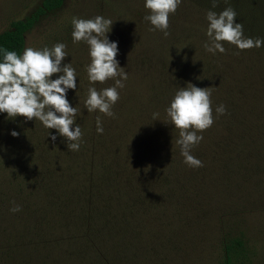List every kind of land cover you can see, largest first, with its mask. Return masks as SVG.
<instances>
[{
  "label": "rangeland",
  "instance_id": "rangeland-1",
  "mask_svg": "<svg viewBox=\"0 0 264 264\" xmlns=\"http://www.w3.org/2000/svg\"><path fill=\"white\" fill-rule=\"evenodd\" d=\"M42 2L0 0V32L10 29L14 20L33 14ZM143 4L144 0H65L61 8L42 16L26 33L25 47H51L56 42L67 45L69 56L65 62L71 61L78 74L76 92H68L69 101L79 110L76 123L83 129L82 108L89 119L85 127L97 133L96 118L99 116L104 128L103 134H99L100 141L111 143L112 154L126 164L130 207L135 215L138 216V210L143 214L141 219L134 214L130 219L133 223L138 221L144 233L140 234V241L139 236L131 238L136 246L132 264H220L225 235L236 233V48L226 45L222 78L215 80L212 88L213 115L216 116L215 107L219 104L225 105L227 111L216 116L213 126L202 134L204 139L192 149V154L204 166L190 168L183 162L180 146L176 144L179 131L166 124L165 109L175 93L172 88L177 84L174 75L167 74L165 65L156 62L143 47L142 37L136 39L131 36L134 34L125 31L136 29L138 24L141 33L144 15L137 19L138 23L131 17ZM138 9L141 11L142 7ZM96 15L114 22L109 39L118 41L117 59L128 74L125 87L120 89V100L113 107L115 118L85 109L87 89L92 86L85 70L90 62L88 46L73 44L71 37L73 16L90 18ZM113 84L114 81L109 80L94 86L99 90ZM153 113L159 114L156 120ZM12 129L20 133L19 137L10 135ZM48 133L38 120L25 122L22 117L9 120L6 114L0 113V264H9L7 245L10 250L11 241L20 242L15 234L7 237L8 229L15 224L9 211L13 207L10 171L18 170L24 156L34 159L36 169L46 168L57 173L75 171L70 157L80 158V150H68L60 137L55 143L51 142ZM168 165L173 168L171 178L169 172L164 171L167 168H159ZM166 177L170 184L163 181ZM55 203L58 207L51 218L57 226L42 233L46 238L62 235L61 238L68 239V226L76 231L80 224L77 221L74 226L68 225L63 200L55 196ZM138 203H141L140 208ZM155 205L159 207L156 209ZM152 209L157 215L150 211ZM77 211H80V201ZM36 238L34 233L27 237L29 240ZM26 251L25 256L31 264H50V261L75 264L73 258L67 259L66 252L55 246ZM78 253L80 256V245Z\"/></svg>",
  "mask_w": 264,
  "mask_h": 264
},
{
  "label": "trees",
  "instance_id": "trees-1",
  "mask_svg": "<svg viewBox=\"0 0 264 264\" xmlns=\"http://www.w3.org/2000/svg\"><path fill=\"white\" fill-rule=\"evenodd\" d=\"M64 2L43 0L33 14L14 20L10 29L0 32V49L22 53L26 33L42 16L61 8ZM227 6L237 12L236 22L243 24L245 36L264 37V0H220L215 9H211L210 0H183L170 17L167 37L160 31H149L151 25L145 20L141 35L138 24L136 29L125 31L136 39L142 37L143 47L156 62L165 65L167 74L174 75L177 84L170 86L172 89L176 91L189 83L212 89L215 80L222 78L226 52L213 55L203 48L208 40L206 13L209 9L219 12ZM139 7L132 12L134 23L148 14L144 4ZM226 45L230 44H225V48ZM83 110L80 108V117L85 120L80 158L70 157L75 171L36 169L34 159L26 156L17 171H10L11 195L21 210L10 212L15 224L8 229L7 237L15 234L20 242L11 241L10 250L7 245L9 264H31L25 250L28 253L48 245L66 252L67 259L73 258L75 264H132L135 259L136 246L131 238L139 236L140 241L143 228L138 221H130L134 213L126 185V164L112 154L111 143L100 141L98 133L85 127L89 119ZM159 168H167L164 171L169 172L170 178L173 176L171 165ZM163 181L170 184L168 177ZM55 196L63 200L68 225L74 226L77 221L80 224V229L74 227L78 228L76 231L68 226V239L61 238L62 235L46 238L42 233L57 226L51 218L58 207ZM150 211L157 215L155 209ZM138 212V216L134 215L141 219L143 214ZM32 233L37 238L27 239ZM220 264H264V47L236 54V233L225 235Z\"/></svg>",
  "mask_w": 264,
  "mask_h": 264
},
{
  "label": "clouds",
  "instance_id": "clouds-1",
  "mask_svg": "<svg viewBox=\"0 0 264 264\" xmlns=\"http://www.w3.org/2000/svg\"><path fill=\"white\" fill-rule=\"evenodd\" d=\"M183 0H144L148 14L144 20L151 27L149 31H160L167 37L170 17L175 15ZM211 9L219 6L220 0H210ZM209 9L206 13L208 40L203 43L205 51L215 55L225 53V44L233 45L237 55L246 50L264 47V37H248L244 34L242 23L236 22L237 12L227 6L219 12ZM113 21L102 15L85 18L73 16L72 42L88 46L90 62L85 66L89 84L84 107L87 112H99L115 118L114 105L120 100V89L128 80L127 72L117 59L120 49L118 41L110 40ZM64 42H56L51 47L34 48L27 46L22 53L0 49V113L7 119L22 117L25 122L38 120L49 130L48 136L55 143L62 138L70 151H79L83 132L76 118L79 110L68 99L69 90L76 92L78 74L70 62ZM55 77V78H53ZM112 80L114 84L97 89L94 85L105 84ZM226 107H215L216 116L224 115ZM168 118L166 124L179 131L176 144L180 146L183 162L190 168H201L203 162L192 154V149L204 139L203 133L213 126L212 89L199 87L193 83L178 88L165 109ZM158 113H153L156 120ZM54 129L55 132H50ZM96 131L103 134V122L96 118ZM12 137H19L15 129L10 130ZM21 210L13 202L10 212Z\"/></svg>",
  "mask_w": 264,
  "mask_h": 264
}]
</instances>
